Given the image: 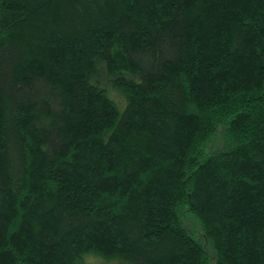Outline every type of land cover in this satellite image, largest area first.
Listing matches in <instances>:
<instances>
[{
	"label": "trees",
	"instance_id": "obj_1",
	"mask_svg": "<svg viewBox=\"0 0 264 264\" xmlns=\"http://www.w3.org/2000/svg\"><path fill=\"white\" fill-rule=\"evenodd\" d=\"M91 254L264 264V0H0V264Z\"/></svg>",
	"mask_w": 264,
	"mask_h": 264
},
{
	"label": "rangeland",
	"instance_id": "obj_2",
	"mask_svg": "<svg viewBox=\"0 0 264 264\" xmlns=\"http://www.w3.org/2000/svg\"><path fill=\"white\" fill-rule=\"evenodd\" d=\"M219 136H221V133L217 134L218 141L215 143V145H217V143L219 145ZM182 218H183L182 222L189 231V233L203 244L207 253L211 254L212 253L211 247L202 233L200 223L190 213H185ZM84 261L85 264H112L110 261H105L92 254L85 256Z\"/></svg>",
	"mask_w": 264,
	"mask_h": 264
}]
</instances>
